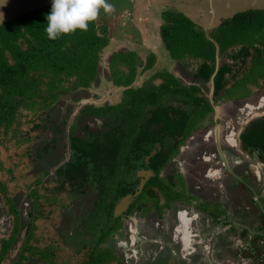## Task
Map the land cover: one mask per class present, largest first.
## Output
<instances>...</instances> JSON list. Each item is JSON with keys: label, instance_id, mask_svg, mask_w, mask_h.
Segmentation results:
<instances>
[{"label": "trees", "instance_id": "1", "mask_svg": "<svg viewBox=\"0 0 264 264\" xmlns=\"http://www.w3.org/2000/svg\"><path fill=\"white\" fill-rule=\"evenodd\" d=\"M124 1L132 5L129 0ZM50 10L51 4H44L0 22V148L5 134L17 137L18 144L31 138L34 130L38 131L35 152L53 165L35 163L38 169L23 172L27 190L22 189L19 194L28 202L29 215L33 220L41 216L40 184L56 183L47 199L62 203L63 198L73 195L79 200L78 207L66 200L67 208L74 217L81 211L78 227L83 237L63 241L76 253L85 247L80 251L85 264H104L103 260L116 246L113 235L119 232L121 218L116 209L123 197L133 196L123 216L135 218L139 227L150 223L146 219L150 215L139 212L140 194L134 196L137 169L149 162L153 175L148 187L153 185L156 192H161L164 208L175 211L172 204L184 196L179 191V168L173 156L179 151L178 138L187 135L186 130L193 124L191 117L195 111L182 109L174 102L213 111L209 98L198 93L202 86L207 92L213 86L215 100L229 98L235 102L242 95L231 97L227 84L234 90L235 85L242 83L250 86L251 76L256 74L262 80L264 92V7L245 8L224 18L209 28L212 39L197 32L198 25L191 17L174 16L165 9L160 17L164 22L160 28L164 47L172 53V44L186 43L191 35L196 44L191 59L203 60H197L195 67L185 71L191 79L187 84L183 75L173 77L160 70L151 73V77H158L159 83L150 79L138 88L131 86L136 72L143 73L152 66H146L147 63L144 67L137 66V62L123 59L129 68L127 72L113 66L120 75L112 74V69L105 74L106 65L100 54L108 42L97 34V20L90 22L86 31L77 29L52 40L45 32ZM186 28L190 33L182 35L186 36L184 39L180 32ZM203 46L210 48L206 51ZM216 57L221 63L216 64ZM100 75L116 86L125 87L118 103L84 101L92 94L90 88ZM24 110L41 112L27 131L18 126ZM63 139L66 141L61 142ZM242 140L246 145H264V115L250 122ZM154 149L156 152L152 154ZM54 155L58 156L56 160L51 159ZM41 169L45 170L43 178L37 176ZM163 170L168 176L166 180ZM155 191L152 196H156ZM21 204L20 200L14 202L7 213L17 218ZM18 226L20 222L14 224L10 237L0 238V264L6 263L9 247L15 244L16 234L21 231ZM72 230L76 234L75 228ZM107 241L114 245L102 246ZM31 254L35 259L41 256V262L55 264L51 247L34 249ZM14 264H21V260Z\"/></svg>", "mask_w": 264, "mask_h": 264}, {"label": "rangeland", "instance_id": "2", "mask_svg": "<svg viewBox=\"0 0 264 264\" xmlns=\"http://www.w3.org/2000/svg\"><path fill=\"white\" fill-rule=\"evenodd\" d=\"M129 1L130 3H132V0ZM136 1L139 2V4H142L144 8L147 9V1ZM161 1L165 3V9H168L167 11L171 12L174 16L184 14L191 17L195 21L196 16L193 13H195V9L200 8L206 12L207 17L211 19L214 18L211 23H209L208 19L203 17H200L198 20L195 21L196 25H198V27H196V29L198 30L197 32L201 33V35L203 34V38L205 36L206 38L212 37L210 33H208V27L218 25L224 18H227L236 11L249 7H264V0H183L184 4H190L191 7L188 6L187 8H185L183 4L179 5L181 4V0L180 3L178 0H171L169 3H167L168 0ZM107 3L113 6L112 10L105 12L103 9H101L100 13L96 18V32L98 35L102 34L100 35L101 38H106L108 42V44L103 48L100 54L101 62L106 65L104 70L105 74H108V72L110 73V69H112V74L115 73L117 75H120V72H116L113 66H116L127 72L129 68L123 59L131 60L132 63L137 62V66L144 67L147 63L146 66L152 67L150 69H146V71H144L143 73H141V71L138 69V71L140 72H136V79H134L131 85L135 88H138L141 87L145 82L150 81V79L157 83L160 82L158 77H151L152 71L154 74V72L157 71V73H160L158 71L162 70L165 72H169V74L173 77L179 76L180 78L182 77V75L188 76V73L185 72L186 69H188V65L189 68H192L196 66L197 60H203L202 57H198L197 59L193 60L191 59L193 57L191 55L196 48L195 41L191 35L189 36V38H187L186 43L182 44L181 41L175 43L174 45L172 44V49L174 47L172 53H175L172 54L169 52V50L166 49L167 46L164 47L162 40H158L154 36L146 39L147 41L142 38L141 29L139 28V26H137V24H135L133 20L136 16L139 18V20L149 21V19L148 16L143 17V14L145 13L140 7L136 9V7L131 4H125L124 0H107ZM44 4H51V0H0V22L12 18L14 15L23 13L29 9H33ZM153 6L154 4L151 6L152 10ZM127 8H129V12L134 13L132 14V16L129 13L126 14L125 10ZM153 14L154 12H150L149 18H151ZM163 24L164 22L161 20H158V22L155 23V26L157 27V29H159V33L160 28ZM187 28H191V26H188ZM187 28L180 32V36L190 33L189 29ZM159 37L160 39H162L160 34ZM183 38L185 39L186 36ZM203 41L204 39L202 40V42ZM160 44L162 45V48H160V46L158 48V45ZM203 48L207 51L210 47L203 46ZM219 63L221 62L216 57V64ZM251 78V83H249L251 84L250 86H248V83L247 85H244L242 83V85H235V90L229 87L228 91H230V94H232L231 97H237L242 95L240 96V98H238L237 101H233L234 105H243V103L249 101V99L251 98L257 97L256 95L262 92V80L260 79V77H258L256 74L252 75ZM252 84H256V86ZM122 88L125 89L124 86H116L112 81L108 80L107 77H105L104 75H100L97 83H95L90 88L92 94L84 101H94L98 104H103L105 102L118 103L120 101L121 95L123 94L121 91ZM211 90L212 85H210L208 89L209 92H207L206 87L202 86L201 90L198 93H201L202 95L203 92V94L208 95L209 98L213 95V93H211ZM174 104L178 105L179 107L185 110L194 108V106H192L191 104L180 102H174ZM246 108L241 110L245 111ZM217 111L219 112V107H217ZM23 113L25 114L22 118H20L21 122L20 124H18V126L21 127L22 131L24 129H26L27 131V129L32 127L34 119H36L37 115H40L41 112L39 110L34 112L24 110ZM195 115L197 116V121L199 122V125L203 127L209 126L210 123L211 126L217 121L215 115L211 120V114L209 113L208 109L206 110V112L200 110ZM36 120H38V117ZM98 123L96 124V127L97 125L99 126ZM64 130L68 131V128L64 127ZM202 131L203 129H201L200 132L203 133ZM36 132L38 133V131L34 130L32 132L31 138H29L25 142H21L18 144H16L17 137L11 136L10 133L7 137V135L5 134L4 141H2L3 143L0 148V230L2 231L0 238L8 237L14 229V224L18 222H20V226H18V229L21 230L19 233L16 234L15 244H12L9 247L8 256L5 262L7 261L8 263L14 264L15 260L19 256L23 255V252L24 256L29 257L30 252H25L24 248L30 246L31 248H34L36 250H39L43 247H51V251L54 253L53 258L55 264H85L84 254L83 252L80 253V251L85 247L81 248V250L76 253L74 250L72 251L71 248L68 247L66 242L67 240H74L77 238L81 239L83 237V233L78 227V225L81 223V220H79L81 219V211H79L74 217L70 209L67 208L68 206L66 203V200L72 201L75 203L74 206H76L77 208L79 200L77 198H74L73 195L66 196V198H63L65 206L63 202L58 203L57 201H50L49 199H47V197L50 196V193L53 190V187H55L56 183L54 184L52 181H44L40 184L39 188L41 193L40 199L42 203L41 216L33 220L31 218L32 216L29 215L30 211L28 202L25 201V198L21 197V194H19L20 190H27L25 187L26 185L23 181V172L29 173V169H38L35 163H38V166H41L40 163H43L44 165H46V167H50L53 165L46 159H40V157L38 156L39 154L35 152L34 148L38 145V142H34V140H36ZM191 134H193L192 131L187 134V137L190 138L192 136ZM65 141L66 139L61 140V142ZM32 155L34 156V158H32ZM57 157L58 156L54 155V157H52L51 159L56 160ZM178 167L179 172H181L182 174V179L185 181L190 180V172L187 174V176L184 175V167L180 161ZM44 172V169L39 170L37 172V176L43 178ZM46 176L51 178L52 180V176L49 173H47ZM179 191L183 192L184 196L181 201H178L179 199L175 200L172 204V207L174 209L188 207V212L190 213L187 217L188 219H190L191 215L195 211L194 208L197 207L196 197L200 194V191H198L197 189L195 190L192 184H190L186 190L181 188ZM156 196L160 200L159 203L162 205L164 199L162 197L161 192H156ZM142 199L144 200V202H146V206L143 209V213L154 214L146 217V219H148L150 223H148V226L145 225L141 227L145 231L148 228H153L154 221L162 222L163 218L155 216L156 199L153 196H148V194L146 193V196H142ZM18 200L23 202V205L21 204L20 207V216L16 218V216H14L12 213H7L6 210H8V207L11 204L17 202ZM192 200L195 201V204L194 202H192ZM123 208L124 206H122V209ZM215 208L217 207L215 206ZM201 209L205 210L206 208ZM216 211L218 210L216 209ZM120 212L118 214H120ZM166 212L167 210L165 209V213ZM165 213L164 216L167 215H165ZM175 224L176 222H173V228ZM73 228H75L76 230V234L74 235V230H72ZM228 230L229 228H227V231ZM120 236V231L117 234L113 235V240H115L114 243L116 244V246L112 248L110 256H108L106 260H103L104 264H117V260L119 259L120 255L118 251L121 250L122 247H127L126 244L120 245ZM63 239H65L66 241L64 242ZM196 241L199 240L196 239ZM205 241L207 242V238ZM221 243L222 245L227 246L228 249L233 246L229 245L232 243L230 240L225 242L221 241ZM113 245L114 244L109 241L102 244V246ZM116 247L118 251L116 250ZM128 252L129 251H127L126 253ZM41 260V256L37 255V262L35 260L27 259L23 260L21 264H43ZM132 263L133 262H129L127 264ZM148 264H154V262H148ZM161 264H167L165 256L163 257Z\"/></svg>", "mask_w": 264, "mask_h": 264}, {"label": "flooded vegetation", "instance_id": "3", "mask_svg": "<svg viewBox=\"0 0 264 264\" xmlns=\"http://www.w3.org/2000/svg\"><path fill=\"white\" fill-rule=\"evenodd\" d=\"M213 19L208 17L210 23ZM182 78L186 84L191 81L187 75ZM229 87L227 84V89ZM202 95L208 97L203 92ZM256 96L240 106L234 105L229 98L223 99L225 103L210 96L209 101L213 106V111L208 109L211 120L214 115L217 118L211 126V123L206 127L200 126L197 116L192 115L193 124L185 133L188 134L190 130L193 134L190 138L187 135L178 138L179 151L173 157L177 160V166L179 161L183 165L184 175L190 172V180L185 181L178 171L180 188L186 190L192 184L195 190L200 191L196 197V210L188 219V207L175 211L166 209L157 196H153L158 203L155 216L163 218V221H154L152 229L142 232L143 228L135 223V218L123 216L133 200V196L129 197L120 214H117L121 215L119 242L120 245H127L119 251L116 247L120 254L117 264H161L164 256L167 264H264V145H246L242 140V134L250 122L264 115V92ZM195 108V114L200 110L206 112V109ZM244 108L245 111L241 110ZM155 152L156 149L152 154ZM148 164L147 161L146 166L136 172L138 188L134 196L140 194L141 214L146 206L142 196H146V193L152 196V191H155L153 185L148 187L152 178H147ZM162 176L164 180L167 179L165 170ZM192 202L195 204L194 200ZM164 213L167 215L164 216ZM173 222H176L174 228ZM229 240L232 242L229 245L233 246L228 249L221 241ZM32 251L33 248L25 250L30 252L29 260L36 261ZM22 257L17 259L22 260ZM2 264L11 263L6 261Z\"/></svg>", "mask_w": 264, "mask_h": 264}, {"label": "clouds", "instance_id": "4", "mask_svg": "<svg viewBox=\"0 0 264 264\" xmlns=\"http://www.w3.org/2000/svg\"><path fill=\"white\" fill-rule=\"evenodd\" d=\"M112 7L111 4L107 3V0H51V10L46 15L45 32L49 39L55 40L63 34L75 32L77 29L86 31L89 23L97 18L101 9L108 12L112 10ZM173 160L177 163L174 157ZM147 171V178H149L153 173L150 168ZM129 197L132 196L127 194L118 202L117 214L122 206H125ZM194 209L196 210V208ZM24 249L28 250V247ZM27 259L29 258L23 254L21 262Z\"/></svg>", "mask_w": 264, "mask_h": 264}, {"label": "crops", "instance_id": "5", "mask_svg": "<svg viewBox=\"0 0 264 264\" xmlns=\"http://www.w3.org/2000/svg\"><path fill=\"white\" fill-rule=\"evenodd\" d=\"M145 1H147V9L144 8V6L142 4H139V2H137L136 0H132V5L134 7H136V9H138V7H140L143 10V12L145 13V14H143V17L148 16L149 21L139 20V18L136 15H135L136 17L133 21L141 29V36L145 41H147L146 39H148L149 37H152V36L156 37L158 40H161L159 37V34H160L159 29H157V27L155 26V23H157L158 20H161L160 17L163 14V12L165 11V7H164L165 3L161 0H145ZM170 1L171 0H168L167 3H169ZM178 1L180 3V0H178ZM153 4H154V6H153V10H152L151 6ZM182 4L185 6V8H187L188 6L191 7L190 4H184L183 0H181V4H179V5H182ZM161 7H163V8H161ZM128 9L129 8H127L125 10L126 14L129 13L132 16V14H134V13L129 12ZM150 12H154V14H153V16H151V18H149ZM193 14L196 16V20H198L200 17H203V18L207 17L206 12L200 8L195 9V13H193ZM143 17H142V19H143ZM206 19H208V17ZM211 27H213V26H210L208 28H211ZM159 46H160V48H162L161 44L158 45V48H159Z\"/></svg>", "mask_w": 264, "mask_h": 264}]
</instances>
